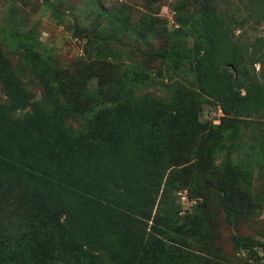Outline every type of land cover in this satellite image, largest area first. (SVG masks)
<instances>
[{"label": "trees", "instance_id": "16d2710c", "mask_svg": "<svg viewBox=\"0 0 264 264\" xmlns=\"http://www.w3.org/2000/svg\"><path fill=\"white\" fill-rule=\"evenodd\" d=\"M193 4L196 16L175 17L192 39L193 86L175 78L186 51L181 40L146 54L170 64L168 101L136 96L155 79L132 66L118 77L106 76L110 69L102 59L113 55L108 42L73 22L75 33L98 46L99 55L70 76L42 52L46 99L35 102L2 48L37 53L36 33L1 29L0 264H217L219 252L206 247L207 214L199 205L181 214L174 193L187 190L190 200L202 195L205 158L213 155L217 133L227 144L219 145L214 181L226 218L234 222L238 171L231 156L239 125L245 117H264V39L256 41L258 50L245 30L264 21V0ZM95 9L119 32L156 33L146 16L133 28L120 19L123 10L117 15L100 5ZM91 76L99 82L88 88L84 79ZM202 102L220 107L219 125L198 124ZM70 122L80 124L76 132ZM233 240L236 250L252 247L237 236ZM196 250L212 259L196 257Z\"/></svg>", "mask_w": 264, "mask_h": 264}, {"label": "rangeland", "instance_id": "374dc122", "mask_svg": "<svg viewBox=\"0 0 264 264\" xmlns=\"http://www.w3.org/2000/svg\"><path fill=\"white\" fill-rule=\"evenodd\" d=\"M45 2L55 6L58 12L52 10ZM96 5H100L108 14L124 11V19L129 27L136 28L142 18L146 16L150 24L156 29L154 35L135 34L126 31L119 32L116 27L108 26L106 18L98 17ZM183 16L198 14L197 5L193 0H0V41L4 39L2 28L26 31L33 29L36 33L38 52L33 54L17 53L9 47L2 51L9 60L12 70L21 81L23 87L31 94L35 102L46 99L44 78L48 69L42 59L41 53L50 61L56 63V69L75 76L88 68V57L99 55L98 46L91 47L86 40L75 33L73 22H76L87 34L102 37L112 51V56L102 59V65L109 67L106 76L118 77L123 70H130L131 66L139 72L154 77L155 81L144 85L136 92V96L150 95L162 101L170 100V93L165 86L174 81L171 77L170 64L160 59L146 56L168 50L174 43L181 40L185 47V56L181 62V71L175 78L183 85L191 87L194 83L192 73V39L185 37V29L175 20L176 14ZM118 18V16L116 17ZM247 36L256 49L258 39H264V21L255 29L245 25ZM238 32H236L237 34ZM113 37V38H112ZM264 48H262V51ZM257 70H258V65ZM118 67V68H117ZM115 72V73H113ZM93 74V73H92ZM96 76L86 77L84 84L92 88L98 84ZM106 82V81H103ZM0 100H4L0 85ZM214 105L200 103L197 122L202 126L212 128L217 117ZM223 116V113H222ZM264 117H245L239 125V134L235 142L236 149L231 156V162L238 171L237 180L232 199L237 203L234 222L231 224L226 218L225 209L221 205L219 190L214 181L221 163L220 143L227 144L223 137L219 141V134L215 133L212 156L206 157V175L201 180L202 195L198 199H189L187 190H178L174 193L177 204L181 207V214L191 212L197 205L210 219L207 225L211 240L207 241V249L217 250L219 260L213 259L217 264H264ZM69 129L76 132L80 124L70 122ZM206 153H209V151ZM185 192L186 199L181 201L179 192ZM182 192V193H183ZM237 236L245 242L252 244L251 248L236 250L233 237ZM197 257L203 256L212 259L209 253L196 250ZM104 264H109L104 262Z\"/></svg>", "mask_w": 264, "mask_h": 264}, {"label": "built area", "instance_id": "2783aa9c", "mask_svg": "<svg viewBox=\"0 0 264 264\" xmlns=\"http://www.w3.org/2000/svg\"><path fill=\"white\" fill-rule=\"evenodd\" d=\"M213 114L217 117V121H215V123H218L219 122V118L222 116V111H221L219 106H217L214 109V113ZM263 120H264V118H263ZM182 192H179V196H180L181 201L183 202L186 199V195H185V192H183V193Z\"/></svg>", "mask_w": 264, "mask_h": 264}]
</instances>
